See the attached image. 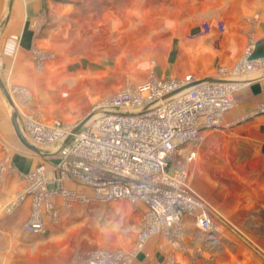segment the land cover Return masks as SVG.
<instances>
[{"label":"crops","instance_id":"1","mask_svg":"<svg viewBox=\"0 0 264 264\" xmlns=\"http://www.w3.org/2000/svg\"><path fill=\"white\" fill-rule=\"evenodd\" d=\"M256 11L260 13V19L252 23L251 18ZM212 19H224L227 30L220 32L214 29L207 34L201 33L200 24ZM40 22L44 24L40 26ZM156 26L163 28L160 38H156ZM142 27H148L145 35V32L142 34ZM115 29L116 45L121 51L127 49L137 53L143 50L148 53L147 59L153 56L159 60L156 75L152 78L172 79L192 75L195 79H202L215 76L218 66L232 65L242 56L248 43L249 30L254 41L252 55L264 56V0H0V66L11 69V79L34 93L45 83L46 88H55L58 83H63L65 75H58L53 68L80 60L81 55L76 54L78 48L86 49L91 45L96 50H102L114 35L110 31ZM12 35L20 36L15 53L10 50L14 44L10 39ZM142 35L145 39H142ZM142 44L146 46L142 47ZM33 47H40L53 55L54 61L50 59L46 65L51 72L46 79L37 75L31 60ZM89 67L81 71L88 73L92 70L93 74L94 68ZM149 79H142L137 84ZM243 82L234 92L236 103L225 110L221 125L204 130L201 141H206L210 134L222 132L227 133L234 147L250 148L251 155L246 163H252L253 167L246 176L244 194L249 197L260 195L261 198L250 205H240L235 198L223 196L222 191L210 193L206 182L199 179L200 182L196 181L194 187L224 217L222 219L215 215V232L202 231L191 215H184L170 231L145 237L140 247L137 245L142 238L147 206L130 199L106 203L94 201L99 203L107 224L114 220L119 224L124 217H132V229L126 228L131 229V237L127 241L121 240L119 244L133 245L139 238L132 251L126 252L132 254L125 264H264V234L250 230L260 225L261 219L257 216L259 220L254 217V220L246 221L239 214L264 209V114H252L259 103L264 102V83L252 78ZM96 93L84 91L81 95L89 100L98 95ZM2 96L5 95L0 89V131L10 133L14 126L12 117L11 125L6 122ZM247 115L250 118L246 119ZM9 136L10 139L0 136V145L5 148L11 146L12 138ZM56 159V155L50 152L40 153L26 147V151L12 155L7 172L11 170L20 178V189L25 184V173L40 168L53 170ZM236 174L239 175L236 179L244 181L243 173L237 170ZM67 186L81 193H92L82 184L72 181H67ZM53 198L59 208V218L53 220L43 213L45 231L42 233H31L24 228V219L31 214L30 199L21 204L18 210L20 215L16 218L0 217L6 234L0 237V264H70L76 254L83 259L92 250V243L86 239L91 234L77 230L70 220L77 212H82L83 207L76 203L66 211L62 206V197L55 195ZM122 200L125 202L118 203ZM60 209L67 213L63 214ZM63 215H68L69 219ZM231 227L249 229V240L239 236Z\"/></svg>","mask_w":264,"mask_h":264},{"label":"built area","instance_id":"2","mask_svg":"<svg viewBox=\"0 0 264 264\" xmlns=\"http://www.w3.org/2000/svg\"><path fill=\"white\" fill-rule=\"evenodd\" d=\"M251 41L247 57L254 49ZM244 62L254 64L250 60ZM202 79L192 75L151 78L120 89L103 99L74 133L75 125L48 123L26 115L27 140L40 153H46L45 147L54 146L55 151L50 154L56 152L57 159L52 172L36 170L24 175L26 185L13 203L22 201L26 194L33 197V211L24 228L31 233L44 232L43 213L58 220L59 208L52 198L59 194L68 208L78 201L130 199L145 204L138 247L150 234L170 231L184 215H191L202 231L215 232L214 208L188 182L187 171L169 170L176 150L186 143L200 142L203 131L220 126L225 110L235 105L238 85ZM194 81L198 82L182 88ZM196 153L192 150L188 160ZM67 181L82 184L92 193L69 189ZM130 254L95 250L79 264H125Z\"/></svg>","mask_w":264,"mask_h":264},{"label":"rangeland","instance_id":"3","mask_svg":"<svg viewBox=\"0 0 264 264\" xmlns=\"http://www.w3.org/2000/svg\"><path fill=\"white\" fill-rule=\"evenodd\" d=\"M259 15L260 13L257 11L253 13V16L251 18L252 23L259 21ZM45 22L47 23V20ZM42 23L44 24V22H40V26L43 25ZM35 27L36 30L39 31L38 25H36ZM159 28V26H156V38H160L163 32L161 30L163 28ZM214 29L220 32L226 31V21L224 19H212L206 20L200 24L201 33L207 34ZM141 30L142 34L145 32V35L148 32V27L147 29L142 27ZM110 32L114 35L110 37L109 43L107 45H104V48H102V50H96L91 45L87 46L86 49L78 48L76 54L78 56L81 55L80 60L72 64H68L67 62L64 67H61L62 69L53 68L55 72H58V75H65V77H63L64 80L62 81L63 83H58L55 88H46L45 83L44 86H42L39 90L37 89L38 91L34 93V91L29 90L23 85L16 84L11 79V69L0 66V74L7 77L6 79L3 78V80L10 89L9 91L11 92L12 99L15 105H11L7 98L5 96H2L5 101L4 104L6 107V122L10 123L11 125V117L13 113L16 112L18 114V121L21 127V131L25 137L26 115H35L43 121H49L48 123L59 122L65 125H76L88 114H93L99 103H101V101H103V99H105L106 97L115 94L120 89L133 87L137 85V82L141 81L142 79H147L148 77L151 79L152 76L156 75V66L159 64L158 59L153 56H150V60L147 59L146 57L148 53H145L143 50L138 51L137 53H133L129 50L127 51V49L125 51H121V48L116 45V29ZM144 35H142V39ZM10 39L14 42V44L12 43L13 46H11L10 50L12 53H15L19 44L20 36L12 35ZM247 39L248 43L242 56L239 57L232 65L218 66L216 68V75L210 77L223 79L224 81H228L231 84L238 85L236 90L242 86V83H244L243 81L251 80V78L264 83V56L255 57L252 55V51L251 54L247 57V47L252 42L251 40H253L252 32L250 30L248 31ZM5 44H7V41ZM145 46V44H142V47ZM131 48H133V46ZM32 49L33 51L31 60H33L34 62L35 68L37 70V75H39L41 78H48L51 72L50 68H47L48 66L46 65L47 62L50 61V59L54 61V58H52V53L40 47H33ZM143 55L145 57H143ZM1 58L2 57L0 56V59ZM63 58L64 57H61V59ZM245 60L253 61V66H250V64L247 65L248 62H244ZM260 60L261 62H259ZM244 64H246L247 66L244 67ZM89 66L92 69L94 68L93 70L95 72L93 74H91L92 70H90V72L88 73L81 71V69L88 68ZM72 72L74 73V78L72 77ZM101 89H103L102 92H100ZM84 91L98 92L96 93L98 95L92 97V99L86 100L81 95V93ZM85 95L87 94L85 93ZM263 108L264 102L259 103V105L253 110L252 114L254 116L264 114ZM247 118L250 117H248L247 115L246 119ZM9 135H11L12 138L11 146L5 148L3 147V145H0L1 219H11L19 216L20 214L18 210L21 207V204L27 199L31 200V213L33 211V197L29 194H26L22 201L20 200L17 201L16 204H13L17 200L19 194L23 191L27 181L24 178L25 184L22 185V187L19 189L18 187L20 186V178L15 176L14 172L12 174L11 170H8L7 172V168L12 162V155L15 153L26 151L27 146H25L20 141L13 128L10 130V133L0 131V136L3 138L10 139ZM230 140L231 139H229L227 133L218 132L216 135L210 134L206 141H200L198 143L192 144L186 143L185 145H182L178 150H176L171 156L169 170L173 172L177 170H185L188 173V182H190L193 187L196 184V181L200 182V180H204L206 182V187H208L207 190L210 191V193L213 192L214 194L215 191H217L218 193L222 191V193L224 194L223 196H226L227 199H229L230 197L235 198L238 203H240V205H244L246 203L250 205L254 200L261 198L260 195L257 197H249L248 195L244 194L245 189L247 188V180L245 179L246 176L250 174V172H252L253 167L252 163H246V161H248L246 159H248V157H250L251 155V149L245 147L236 148L234 147V142H231L232 140ZM44 149L46 153L55 151L54 146H47ZM192 150L199 151L198 153H196L195 157L192 160H188V156L190 155ZM8 151L10 153H8ZM36 152H41V150ZM53 154L56 155V152ZM253 155L255 154L253 153ZM241 157H243V159L240 161L239 159ZM45 166H47V164ZM2 167L4 168V170H1ZM37 170L43 169L40 168ZM237 170H239L240 173H243L244 181L241 179H236L237 177H239V175L237 176L236 174ZM255 171L257 170L255 169ZM46 172H52V169H48V171ZM2 184H4V186ZM52 200L54 201V198H52ZM208 201L214 208L212 217L214 218L213 221L216 225L217 218H215V215H217L218 217L220 216V213L217 211V208L214 207L213 203L210 200ZM119 202H125V200L118 201V203ZM76 203L77 206H82L83 210L82 212H77L75 216L70 220L71 222L75 223L77 230H83L91 234H89L90 237L87 236L86 238L87 240H90L88 242L92 243L93 245L92 250H90L89 252L95 250L111 252L132 251L133 245L138 240L139 236L137 237V240L133 245H131L130 243L119 244L121 240L127 241L129 240V237H131L130 234H132V228L130 227V225L133 222V220L131 219V215L128 217H124V220L122 222H119V224L116 223L115 220L112 222L110 221V223L107 224L98 207L99 203H95L94 201H78ZM62 206L66 211H69V208H67L64 203H62ZM29 207L30 205L26 209L28 210ZM239 214H241L246 221H252L254 220V217L257 219L259 217V219H261L260 225L255 227V229L250 230H254L258 234H264V209H261V211H257L256 213L240 212ZM28 216L26 219H24V221L29 220L31 214L29 217ZM63 217L68 218V215H63ZM220 217L222 219L224 218L222 214ZM227 219L229 218L227 217ZM230 220L232 221V219ZM3 225V223L0 224V237L6 235L4 233L5 227H3ZM126 228L131 229L127 230ZM231 229L236 231L239 236L243 237L245 240H249V235L247 234V232L249 233V229H235L232 227ZM75 257L76 258H73L71 260L70 264H79L82 261V259H79L81 258L80 255L78 257V255L76 254Z\"/></svg>","mask_w":264,"mask_h":264},{"label":"water","instance_id":"4","mask_svg":"<svg viewBox=\"0 0 264 264\" xmlns=\"http://www.w3.org/2000/svg\"><path fill=\"white\" fill-rule=\"evenodd\" d=\"M202 80H213V81H221L223 79H217V78H214V77H206ZM196 82L198 81H194L192 83H189L187 85H185L184 87L182 88H186L190 85H193L195 84ZM0 89L2 90V92L4 93L5 97L7 98V100L11 103V105H13V99L11 97V94L0 74ZM92 114H88L83 120H81L79 123H77L75 125V127L73 128L72 132H76L79 130V128L91 117ZM12 123H13V126H14V130H15V133L16 135L18 136V138L20 139V141L25 145L27 146L28 148L34 150V151H39L38 147H36L35 145H33L32 143H30L27 138L23 135L22 131H21V127H20V124H19V121H18V114L16 112L13 113L12 115ZM71 135L68 136L67 138V141L70 139Z\"/></svg>","mask_w":264,"mask_h":264},{"label":"bare ground","instance_id":"5","mask_svg":"<svg viewBox=\"0 0 264 264\" xmlns=\"http://www.w3.org/2000/svg\"><path fill=\"white\" fill-rule=\"evenodd\" d=\"M7 86V85H6ZM8 88V87H7ZM9 90V89H8ZM10 92V91H9ZM11 94V93H10ZM11 97H12V95H11ZM14 102V101H13ZM13 106H14V103H13ZM39 149V148H38ZM39 151H40V149H39Z\"/></svg>","mask_w":264,"mask_h":264}]
</instances>
